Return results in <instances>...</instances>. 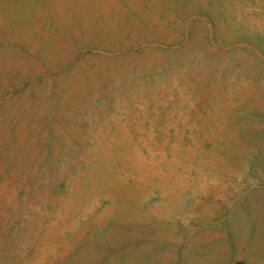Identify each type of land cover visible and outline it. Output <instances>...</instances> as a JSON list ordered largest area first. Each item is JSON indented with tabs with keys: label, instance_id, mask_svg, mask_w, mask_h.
<instances>
[{
	"label": "rangeland",
	"instance_id": "374dc122",
	"mask_svg": "<svg viewBox=\"0 0 264 264\" xmlns=\"http://www.w3.org/2000/svg\"><path fill=\"white\" fill-rule=\"evenodd\" d=\"M0 264H264V0H0Z\"/></svg>",
	"mask_w": 264,
	"mask_h": 264
}]
</instances>
